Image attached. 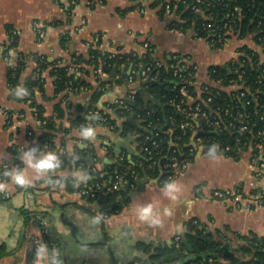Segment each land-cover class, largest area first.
Instances as JSON below:
<instances>
[{"label":"crops","instance_id":"obj_1","mask_svg":"<svg viewBox=\"0 0 264 264\" xmlns=\"http://www.w3.org/2000/svg\"><path fill=\"white\" fill-rule=\"evenodd\" d=\"M91 1L80 0L69 16L63 3L57 0H0V43L9 47L11 40L6 26H11L12 33L17 32L19 45L9 53L14 59L20 53L28 57L19 77L21 85L24 86L31 78L35 79L34 55L47 56L51 62L62 59V65H70L73 55L87 60L89 49L86 44L96 34L102 35L99 50L105 53H139L145 43H150L155 51V59L165 61V57L171 54L189 57L199 68L194 84L196 89L209 82L210 67L226 64L235 57L239 46L252 45L251 40H246L230 44L231 50H228L230 45L218 50L206 41L196 39L193 33L181 34L170 30L168 25L175 19L165 17L162 20L158 15L159 8L152 7L155 0H106L105 5L94 9H91ZM127 9L131 10L121 14ZM35 22L45 26L47 37L43 43L37 41L33 27ZM55 22H63V25H48ZM66 34L71 39L62 47L60 39ZM200 49L203 56L199 54ZM82 68L86 72H73L75 80L82 85L76 94L66 91L56 93L55 79L49 71L43 75V92L35 89V100L44 107L45 118L53 117L56 105L60 104L66 111L63 120H56L63 130L71 128L70 116L80 115L78 106L88 104L98 87L93 78V67L85 65ZM8 70V63L0 58V107L10 114L9 121L0 117V168L5 162L16 161L10 152L12 146L25 149L31 146L33 141L28 138V130H32L35 138L44 133L29 103L12 98ZM130 72L131 67L120 66L111 75L106 73L102 80L110 85V89L102 90L105 99L101 107L133 94H140L151 105L159 103L148 92L149 80L130 82ZM117 75L120 79L115 80ZM116 89L119 92L115 99L106 95ZM124 122L119 120L121 130L118 133L96 127L94 140L82 138L75 129H70L69 134L61 130L54 133V150L63 156L66 169L53 171L51 184L36 179L32 173L31 190L18 191L13 183H9L7 190L11 192L10 201L0 204V251L5 252L0 257V264H34L35 242L47 243L43 228L34 223L36 219L42 221L56 251L49 230H53L59 240H65V248L62 245L65 253L63 250L60 254L64 264H179L175 261L177 255L174 253L176 238L185 234V225L192 219L199 220L213 233L220 232L223 248L227 251H236L243 245L238 236L256 234L264 237V208L234 210L211 198L215 190L240 188L245 196L253 192L255 179L248 155L242 156L239 161L224 156L212 159L203 154L200 157L199 151L185 168L169 175L161 168L160 177L153 179L140 162L142 155L135 143L139 134L123 133ZM130 122L137 129H142L136 122ZM107 146L113 147L116 158L107 156ZM92 154L97 159L94 163L91 162ZM121 155L143 171L141 175H136L133 183L123 188L126 203L120 211L117 210V202H110L102 194L97 200H91L80 192L67 190L66 186H53L55 179L65 174L71 176V172L77 168L88 171L94 164L104 172L106 165L117 164ZM20 161L21 167H24L23 161ZM164 175L167 177L163 180ZM172 178L179 179L183 185L180 199L175 202L161 191L162 183ZM148 202H155L161 210L165 206L173 208V215L164 216L160 225H148L139 220L136 214L137 205ZM97 215L101 217L99 223L92 219ZM58 224L63 231L57 230ZM177 225L182 226V231L176 230ZM137 251L152 257L144 261L136 257ZM75 254L80 256V261L75 260ZM184 255L193 257L188 251H184Z\"/></svg>","mask_w":264,"mask_h":264},{"label":"trees","instance_id":"obj_2","mask_svg":"<svg viewBox=\"0 0 264 264\" xmlns=\"http://www.w3.org/2000/svg\"><path fill=\"white\" fill-rule=\"evenodd\" d=\"M102 4H106V0H101ZM212 3V8H205L203 10L206 14H211L214 18L215 23H220L221 19L226 16L227 13L234 11L236 8L241 10L242 20L239 22V29L241 30L240 39H244L248 36H255V41L257 42L259 38H264V0H208ZM71 6L66 10L68 15H72L73 10L78 6L76 0H70ZM170 4L172 9H176L179 16V20H174L169 23L168 28L170 30L178 31L181 34H189L192 31L201 30L200 34L194 36L196 39L205 40L206 33L204 31V27L209 23L208 20L202 18V15L195 13L196 8L201 7L196 4V0H170L166 2L165 0H155L153 4V8H159L158 15L163 20L165 19V11L167 5ZM62 7V5H61ZM91 9H94L92 6ZM131 9H127L122 11L121 14L129 12ZM51 26H59L63 25V22H55L52 24H48ZM7 32L10 36V45L6 46L4 43H0V46L5 48V52L8 53L11 49H15L19 45V38L12 33L13 28L11 26H6ZM70 35L66 34L61 36L60 44L62 47H65L67 42L70 41ZM206 41H210L209 39ZM233 38L231 36H223L222 43L216 45V48L223 49L226 44L232 43ZM153 48V46H152ZM154 49V48H153ZM240 51L247 52L248 54H252V50L248 47H242L239 49ZM154 53L147 54L145 60L137 59V63L148 64L154 62ZM174 56L177 54H171L165 57L166 64L157 70L158 80L162 84H166V90H163L160 86L157 85H147L148 92L158 100V104H150L146 103L140 94L135 95L134 102H132L130 107L132 111L130 113H126L121 109L115 111V113L106 112L107 105L101 107L98 103L103 96L104 92L102 91L103 87L106 85L104 81H98V87L94 90L91 100L88 104H83L78 106L79 113L88 114L92 110H99L104 117H107L110 122V131L113 133H118L120 128L119 120H124L123 123V133L131 132L138 133L139 137L136 140V147L142 155L141 163L143 164V168L145 172L153 179L159 178L161 173V168L157 164L153 169L150 168L152 161L150 160L149 152H153L154 159L158 162L162 161V164H169L173 157H178L179 159H185L187 161H192L195 158L196 151L194 147L190 146L194 133L189 132L187 134H183V131L180 129V126L184 122V116L178 111V106L185 107L182 104L183 97L179 93L180 86L178 83L180 80L175 79L173 77L174 71L170 68L171 65H178L179 63L174 60ZM34 61L37 65L39 72L36 79H30V81L24 83V87L29 90L30 96H25L23 98L14 96V89L17 85H21L19 81V77L23 69L25 68L28 57L20 53L17 57L18 64L16 68H9L8 70V83L9 86L13 89L12 98L17 101H22L29 103L30 107L34 110L33 115L41 124L44 133L39 137L35 138L32 130H28V138L33 141L31 146L39 145L40 148L44 149L45 145H48L50 150H54V133L58 131H62L65 134L70 133V129H75L79 131L80 126L83 124H87L88 119L86 116L76 115L70 116L69 120L71 123L70 129H61L56 124V120H63L66 117V111L62 108V106L56 105L54 108V115L52 118H45L44 107L40 106L35 100V89H39L43 92L44 86V78L43 75L45 72L49 71L50 75L55 79L56 93L67 92V89L70 86V83L80 91L81 86L78 81L75 80V74L73 72H86L84 70L85 65L97 68L100 63L103 64V70L107 74H112L115 68H119L123 64H127L126 58L130 57V54H124L121 56H117L113 59H109L108 55L103 54L99 49H91L89 51V58L86 60L82 56L73 55L72 62L70 65H62L63 60L57 59L55 61H49L47 56L44 55H34ZM233 60V59H232ZM230 60V62L232 61ZM209 76L214 81H219L222 79H228V70L227 65L224 66H212L208 70ZM35 73V71H34ZM156 74V75H157ZM180 75H182L185 79L189 76L186 72L181 70ZM85 86V85H84ZM258 87L263 96L261 104H264V87ZM189 90L191 93L194 92V88L189 86ZM77 91V92H78ZM217 93V91H215ZM215 94V93H214ZM68 95V93H67ZM208 96H203V100L199 99V102H203L206 100ZM223 97L225 95L223 93H219L216 97V103L224 102ZM152 103V102H151ZM257 111V114H256ZM140 115L142 119L146 120L144 126H147L148 123L152 122V131L149 132L146 129H137L131 122L137 121V116ZM263 113L258 112V106L255 104V133L258 130H264V119H262ZM91 124L96 125L97 121L95 119L90 120ZM46 122V124H44ZM169 130H173V134H166ZM158 133L160 136L158 138L155 137V134ZM197 137H206L209 139L207 141V149L209 150L213 144L221 145L222 148H230V152L228 155L239 161L241 156L239 154L240 151H245L247 149H241L242 146L238 144V139L243 138V135H233L228 132H224L219 136H212L205 132H201L197 135ZM163 139L159 142L158 148L153 147L152 141ZM245 139H242L241 142L244 143ZM29 147V148H30ZM25 149L18 146H12L10 148V152L16 157V161L14 163L5 162L0 168V180H8L9 178L4 177L2 175L5 168H10L15 165H19L21 167V161L19 158L20 152ZM107 156L110 158H116L115 150L112 146H107ZM60 155V154H59ZM205 157H209L207 155V150L204 153ZM62 160V165L60 169L54 171H62L66 169V162L63 160V156L60 155ZM94 154L91 155V162H95ZM117 164H109L106 165V169L104 171V177L109 178V180L114 179L116 174H120L124 181L126 182L124 187L128 183H133L136 175H141L143 169L134 167L129 163L126 156L121 155L118 157ZM94 165V164H93ZM86 164L84 165V169ZM89 175H92V172L88 171ZM167 177V175L163 176V180ZM60 179V178H57ZM74 178L69 176L67 178L66 188L67 190L78 193L81 189V184L78 186H74L71 181ZM9 183L10 180H9ZM18 191L22 190H31L30 186H19L15 185ZM240 189V188H239ZM5 192H0V204L6 203L10 201V198L5 197ZM123 201L117 203L119 204L117 210L120 211L126 203L125 191L123 190ZM109 201L114 203L116 202L115 195L107 196ZM38 226L43 228L44 234L46 236V241L48 243L49 249H55L51 240L49 239L48 233L45 230V227L41 220H35ZM238 236V235H237ZM182 242L179 248H176L177 244H175L174 253L177 255L175 261L183 262L187 260L188 256L184 255V251H188L193 257H197V260L189 262L187 264H201L206 262L209 258L214 257L216 259L215 264H264V237H260L256 234H249L247 236H238V238L243 242V245L236 251H231L230 249L227 251L223 248L222 236L220 232L213 233L208 227L200 222L197 219L189 220L185 225V234L181 236ZM188 240L192 249H188L184 245V240ZM4 249V248H3ZM1 249V250H3ZM5 255L4 251H0V257ZM246 259V260H244Z\"/></svg>","mask_w":264,"mask_h":264},{"label":"built area","instance_id":"obj_3","mask_svg":"<svg viewBox=\"0 0 264 264\" xmlns=\"http://www.w3.org/2000/svg\"><path fill=\"white\" fill-rule=\"evenodd\" d=\"M57 1L63 3V8L65 10L71 6L70 0ZM79 1L80 0H76L78 4ZM169 1L170 0H167L166 2ZM196 4L201 7L196 8L195 13L202 15L203 19L209 21L206 27H204L207 37L204 41L209 39L210 41L206 42L212 48L220 50L219 48H216V45L222 43L223 36H231L233 38L232 43L251 40L252 45L239 46L236 49L235 57L230 59L233 60L231 62L229 60L226 64H224L227 65L228 79L214 81L210 78L208 72L209 82L202 84L199 89L194 87L199 71L198 66L187 56H174V60H176L179 64L171 65L170 68L174 71L173 77L180 80L178 83L180 86L179 93L183 97L182 104L185 105V107L180 105L178 106V111L184 116V122L180 126V129L183 131V134H187L189 132L194 133L195 139L191 142V144L194 143V145L192 146L190 144V146L194 147L196 153L200 151L203 155L206 150L207 152L209 151L207 149V141L209 139L206 137H197L199 133L205 132L214 137L219 136L224 132H228L233 135H243V138L238 139V144L242 146L241 149L247 150L240 151L239 154L241 158L244 155H248L249 157V163L253 170V177L255 179L253 192L250 195L245 196L243 191L239 188L215 190L212 193L211 198L229 206L234 210L264 208V130H258L255 133L254 128L255 104L258 106V112L263 113L262 119H264V104L260 103V101L262 102L260 97L263 96V93L258 87H255V85L264 87V38H259L257 42L255 41V36H248L244 39H240L241 30L239 29V22L242 20V17L241 10L239 8L227 13L226 16L221 19L220 23H215L213 16L211 14H206L203 10V7L207 9L212 8V3L208 0H196ZM99 5H103L101 0H92L90 2L91 7L93 6L95 8ZM165 16L166 18H173L180 21V16L177 10L172 9L170 4L166 7ZM33 27L37 34L38 43H43L47 37L44 24L35 22ZM16 33L17 32H14L15 35H17ZM191 33L196 36L201 33V30L198 29L197 31H192ZM230 44H226L224 48ZM101 45V34L94 35L86 44L89 51L91 49H99ZM245 46L253 51L252 54H248L244 51L239 52V49ZM152 51H154L152 45L150 43H145L143 45L142 52L129 53L130 57L126 58L127 64H123L121 66L131 67V72L129 74L130 82H135L138 79L160 82L157 77V70L166 64L165 61L154 59L153 63L148 64L136 62L137 59L145 60L147 54ZM102 53L108 55L109 59L124 55L117 51ZM0 58L8 63L9 68L14 69L18 64L17 57L14 59L9 52H5V48L2 46H0ZM181 70L188 74L189 77L187 79L180 75ZM38 72L39 70L36 65L34 73L35 79L38 76ZM105 75L106 73L103 70L102 62L97 68L93 67L94 81L97 83H99L98 81H103L102 79ZM118 79H120V76L117 75L115 80ZM189 86L194 88L193 93L190 92ZM109 89L110 85L107 84L102 90L108 91ZM77 91L78 88L76 89L73 84L70 83L67 92L70 94H76ZM215 91H217V93ZM219 93H223L225 95V97H223L224 102L216 103V97ZM204 95L208 96L206 100L199 102V99L203 100L202 98ZM28 96H30V94ZM134 99L135 94L130 95L126 99L117 98L112 101V103L107 105L106 112L115 113L116 110L121 109L126 113H130L132 108L129 104L134 102ZM97 114L99 115V119H95L97 121L95 127L101 126L110 130V122L108 118L104 117L99 110H92L88 114L80 113V115L86 116L88 119L87 124H91L90 120ZM0 117L9 121L10 114L0 107ZM145 122L146 120L142 119L140 115L137 116L136 123L139 124L142 129L144 128L153 133V123L150 122L147 126H144ZM44 124H46V122H44ZM166 134H173V130H169ZM159 136L160 134H155L156 138ZM242 139H245L244 143L241 142ZM162 140V138L160 141L158 139L153 140V147L158 148L159 142ZM44 150H50L48 145L44 146ZM217 151L219 153L218 156L231 158L228 155L230 148H222L221 145H219ZM149 155L150 160L152 161L150 168L153 169L157 164L160 166L161 162L154 159L155 156L153 152H149ZM96 160L97 159H95V162ZM187 163L188 161L185 159L173 157L169 164H162L161 168L169 175L177 169L179 170L185 168ZM88 171L92 172V175H89L90 179L86 183L81 184L80 193L83 196L91 200H97L100 197V194H105L106 196L115 195L117 203L123 201L122 192L126 182L120 174H116L114 179L109 180V178L104 177V172L100 171L95 165L88 169ZM5 197L10 198L11 192L6 190ZM182 239L183 238L181 236L176 238L177 247H180ZM38 243L40 242H35L34 250H36ZM215 262L216 259L211 257L206 262L201 264H215Z\"/></svg>","mask_w":264,"mask_h":264},{"label":"clouds","instance_id":"obj_4","mask_svg":"<svg viewBox=\"0 0 264 264\" xmlns=\"http://www.w3.org/2000/svg\"><path fill=\"white\" fill-rule=\"evenodd\" d=\"M119 89L113 92L107 93V96L115 99L116 93ZM14 96L23 98L28 96L29 90L23 85H17L14 89ZM104 96L101 97L99 104L102 105ZM93 119H99V115H95ZM79 135L87 140H94L97 135L96 127L92 124H83L80 126ZM218 144H213L207 152V155L215 159L218 156ZM19 158L23 161L24 167L19 165L5 168L2 175L9 178L8 180H0V192L6 191L9 187V180L11 183L19 186H29L33 183L32 173L35 174L36 179H43L44 183L51 184L53 182V171L60 169L62 160L60 155L55 150L45 151L40 148L39 145L32 146L30 148L23 149L20 152ZM78 159V157H76ZM31 170V171H30ZM69 175H62L60 179H55L53 186H59L63 188L67 183ZM71 177L74 179L71 183L74 186H78L81 183H86L90 176L86 170L77 168L71 172ZM161 191L163 195L168 197L171 201L175 202L180 199V194L183 192V185L179 179L172 178L165 180L161 185ZM136 214L139 220L147 223L148 225H160L163 222L164 216L173 215V208L165 206L161 210L157 207L155 202L142 203L137 205ZM93 222L99 223L101 217L99 215L92 218ZM58 231H63L62 227L57 225ZM176 230L182 231V226L177 225ZM34 264H64L59 253L55 250L49 249L46 242L38 243L34 253Z\"/></svg>","mask_w":264,"mask_h":264},{"label":"water","instance_id":"obj_5","mask_svg":"<svg viewBox=\"0 0 264 264\" xmlns=\"http://www.w3.org/2000/svg\"><path fill=\"white\" fill-rule=\"evenodd\" d=\"M148 84H149V85H152V86L157 85V86H160L163 90H166V84H162L161 82L150 80ZM148 84H147V85H148ZM132 104H133V103H132ZM194 139H195V137L193 138V140H194ZM191 145L193 146L194 143L191 144ZM199 154H200V157H201L202 152H200ZM161 167H162V161H161V163H160V168H161ZM102 195H103V196H106L105 194H102ZM49 234L51 235V238H52L53 243L55 244V246H56V248H57V252L59 253V255L61 254V252H62L63 250H64V253H65V249L62 250V245L64 246V244H65L64 241H65V240H63V238H61L60 240H59L58 238H56V236L54 235L53 230H51V229L49 230ZM61 240H62V241H61ZM184 245H185V247H187V248H189V249H192V247H191V245H190V243H189L188 240H184ZM64 248H65V246H64ZM146 256H147V258H146ZM136 257L139 258V259H142V260L146 261V260H150V258H151L152 256H151V255H145V253L142 252V251H137V253H136ZM75 260L80 261V256H79L78 254H75ZM195 260H197V257H190V258H188L187 260H185V261H183V262H181V263H179V264H187V263L192 262V261H195ZM29 264H31V262H30ZM159 264H161V263H159Z\"/></svg>","mask_w":264,"mask_h":264},{"label":"rangeland","instance_id":"obj_6","mask_svg":"<svg viewBox=\"0 0 264 264\" xmlns=\"http://www.w3.org/2000/svg\"><path fill=\"white\" fill-rule=\"evenodd\" d=\"M202 47H203V46L201 45V48H202ZM230 47H231V45L228 47V50H231ZM201 51H202V49L199 50V54H200L201 56H203L202 53H201ZM212 51H214V50H212ZM212 51H211V53H213ZM214 52H215V51H214Z\"/></svg>","mask_w":264,"mask_h":264}]
</instances>
